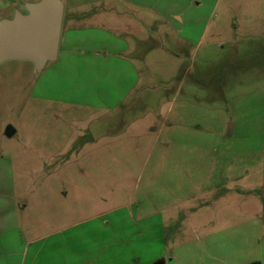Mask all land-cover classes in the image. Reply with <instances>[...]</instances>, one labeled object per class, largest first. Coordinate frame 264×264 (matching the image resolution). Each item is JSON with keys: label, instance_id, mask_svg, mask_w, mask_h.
<instances>
[{"label": "rangeland", "instance_id": "rangeland-1", "mask_svg": "<svg viewBox=\"0 0 264 264\" xmlns=\"http://www.w3.org/2000/svg\"><path fill=\"white\" fill-rule=\"evenodd\" d=\"M35 1L0 0V19ZM114 1L110 36L74 37L98 47L93 62L0 64L19 221L140 241L132 264H264V0Z\"/></svg>", "mask_w": 264, "mask_h": 264}, {"label": "crops", "instance_id": "crops-1", "mask_svg": "<svg viewBox=\"0 0 264 264\" xmlns=\"http://www.w3.org/2000/svg\"><path fill=\"white\" fill-rule=\"evenodd\" d=\"M61 1L64 12L57 56L73 58L80 55L86 62H93L94 57H90L99 52L98 47L89 42L76 43L74 37L90 28L92 32L98 30L104 36H110L109 33L115 31L117 15L123 14L117 12L114 0H98L101 1L98 2L99 8L90 13L80 11L79 7L67 8L66 0ZM120 19L125 21L122 16ZM262 188L258 197L264 213V186ZM16 196L11 178L0 172V264H132L136 256L129 252L142 246L140 241L133 245L130 240L121 244H100L93 238L94 227L90 228L92 235L85 237L82 236L84 228L76 224L56 225L42 219L38 226L30 220L21 223L19 217L24 215L26 205L17 202ZM28 197L31 202L36 199L34 195ZM30 210L35 214V210ZM251 264L263 263L253 261Z\"/></svg>", "mask_w": 264, "mask_h": 264}, {"label": "water", "instance_id": "water-1", "mask_svg": "<svg viewBox=\"0 0 264 264\" xmlns=\"http://www.w3.org/2000/svg\"><path fill=\"white\" fill-rule=\"evenodd\" d=\"M22 9L0 19V64L30 62L39 74L57 57L64 6L61 0H37L22 3ZM11 134L7 128L5 135Z\"/></svg>", "mask_w": 264, "mask_h": 264}, {"label": "trees", "instance_id": "trees-1", "mask_svg": "<svg viewBox=\"0 0 264 264\" xmlns=\"http://www.w3.org/2000/svg\"><path fill=\"white\" fill-rule=\"evenodd\" d=\"M149 264H165L164 260L163 259H157Z\"/></svg>", "mask_w": 264, "mask_h": 264}]
</instances>
